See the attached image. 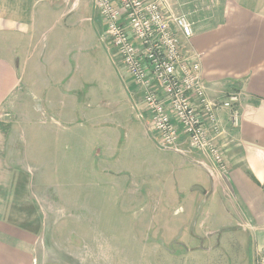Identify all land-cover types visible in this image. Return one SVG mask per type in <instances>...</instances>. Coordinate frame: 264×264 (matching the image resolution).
I'll return each mask as SVG.
<instances>
[{"label":"rangeland","instance_id":"374dc122","mask_svg":"<svg viewBox=\"0 0 264 264\" xmlns=\"http://www.w3.org/2000/svg\"><path fill=\"white\" fill-rule=\"evenodd\" d=\"M67 2L76 4L63 31L69 89L67 97L47 94L65 106L43 111L33 103L31 111L24 83L6 99L21 164L32 165L44 200L35 264H263L264 248L256 254L232 221L235 204L220 189L205 197L208 159L195 153L204 166L163 149L146 114L139 116L141 89L103 35L93 0ZM13 47L9 40L6 55ZM193 184L207 191H190Z\"/></svg>","mask_w":264,"mask_h":264},{"label":"crops","instance_id":"0c3cea01","mask_svg":"<svg viewBox=\"0 0 264 264\" xmlns=\"http://www.w3.org/2000/svg\"><path fill=\"white\" fill-rule=\"evenodd\" d=\"M65 1L0 0V264H35L42 245L38 202L44 200L36 192L32 165L21 164L19 137L10 134L12 124L5 117L11 107L6 99L23 90L24 83L31 111L33 103L43 111L64 105L65 100L55 103L47 94L57 91L67 97L69 89L63 31L76 4ZM163 7L169 15L186 14L192 22L183 48L200 64L207 96L215 100L240 93L239 127L231 128L225 113L220 116L227 171L218 172L207 160L210 186L205 197L220 189L224 202L235 204L232 221L249 235L257 254L264 248V0H164ZM9 40L14 47L6 55ZM24 103L18 102V111L25 109ZM47 119L51 123L54 117ZM21 120H14V126L21 127ZM31 144L29 155L35 148ZM190 191L207 190L193 184Z\"/></svg>","mask_w":264,"mask_h":264},{"label":"built area","instance_id":"2783aa9c","mask_svg":"<svg viewBox=\"0 0 264 264\" xmlns=\"http://www.w3.org/2000/svg\"><path fill=\"white\" fill-rule=\"evenodd\" d=\"M103 24V35L133 82L157 143L166 150L209 159L218 172L227 171L220 119L225 112L231 128L241 122L240 93L210 99L200 64L183 48L192 34L186 14L169 15L164 0H93Z\"/></svg>","mask_w":264,"mask_h":264},{"label":"water","instance_id":"95a60500","mask_svg":"<svg viewBox=\"0 0 264 264\" xmlns=\"http://www.w3.org/2000/svg\"><path fill=\"white\" fill-rule=\"evenodd\" d=\"M194 188H197V189H198V188H199V186H194Z\"/></svg>","mask_w":264,"mask_h":264}]
</instances>
